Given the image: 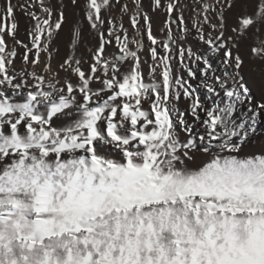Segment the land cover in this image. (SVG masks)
Masks as SVG:
<instances>
[{"label": "rangeland", "instance_id": "374dc122", "mask_svg": "<svg viewBox=\"0 0 264 264\" xmlns=\"http://www.w3.org/2000/svg\"><path fill=\"white\" fill-rule=\"evenodd\" d=\"M244 64L264 0H0V264H264ZM210 114L248 137L216 157Z\"/></svg>", "mask_w": 264, "mask_h": 264}, {"label": "bare ground", "instance_id": "6f19581e", "mask_svg": "<svg viewBox=\"0 0 264 264\" xmlns=\"http://www.w3.org/2000/svg\"><path fill=\"white\" fill-rule=\"evenodd\" d=\"M250 60V59H249ZM252 60V59H251ZM243 68H244V70H243V74H244V78H245V81L249 84V86H251L252 87V89H258V86H259V83H261V79L262 78H264V77H259L258 78V75L256 74V73H254V72H252V71H250L249 70V68L244 64V66H243ZM248 68V69H247ZM67 76V75H66ZM229 80H232L233 81V79H232V77H228V78H226L225 79V81H229ZM184 103V102H183ZM185 104V103H184ZM251 117V116H250ZM76 118V117H75ZM210 119H211V121H212V126H216V128L215 129H217V130H219V133H217L216 135H214V139H213V143L211 144L212 145V147L213 148H215L216 150H218L217 152H213L212 150V154L213 155H216V157L217 156H220V155H222L223 156V154H224V151H222V152H220V145H224V144H230V143H232L233 141H235V140H240V141H242V140H244L245 138H247L248 137V135L246 134L247 133V131H245V130H234V129H232L231 128V122H229V121H223V120H221V119H218V117H213V114H210ZM216 130V131H217ZM185 132V131H184ZM188 135V134H187ZM154 141V140H153ZM192 141V140H191ZM239 142V141H238ZM243 142V141H242ZM189 143V142H188ZM141 151V150H140ZM211 151L209 150L208 152H210L211 153ZM206 154H208V153H206ZM184 155H186V154H184ZM198 155V154H197ZM262 155V154H261ZM189 156V155H188ZM211 156V155H210ZM221 156V157H222ZM263 156V155H262ZM184 157V156H183ZM178 158H180V157H178ZM215 158V157H214ZM191 159V158H190ZM222 159V158H221ZM218 160V159H217ZM180 161H181V158H180ZM183 161V160H182ZM173 162H174V160H173ZM179 162V161H178ZM174 163H176V162H174ZM225 163V162H224ZM251 164H252V162H250ZM250 163H249V165H250ZM179 164H181V163H179ZM179 164L177 163L176 164V166H177V168H178V166H179ZM183 164H184V162H183ZM182 164V165H183ZM246 164V163H245ZM182 165H181V167H182ZM224 165V164H223ZM174 166V165H173ZM186 166V165H185ZM185 166H184V168H185ZM144 167V166H143ZM175 167V166H174ZM180 167V166H179ZM180 167V168H181ZM211 167V166H210ZM135 168V167H134ZM173 168V167H172ZM183 168V167H182ZM181 168V169H182ZM249 168H250V166H249ZM190 169V168H189ZM216 169V168H215ZM213 169V171H214V173L212 174V178H209L208 179V181H206L204 184H205V186H207L208 185V183H210V182H227V181H229V182H231L230 180H233V179H235L237 176H239V175H237L235 172H232V171H228V170H226V171H222V170H219V169ZM250 169H252V168H250ZM172 170V169H171ZM178 170V169H177ZM191 170V169H190ZM207 170V169H206ZM219 170V171H218ZM101 171V170H100ZM180 171V170H179ZM186 171V170H185ZM189 171V170H188ZM181 172V171H180ZM208 172V171H207ZM189 173L191 174V172L189 171ZM238 174H240L239 172H237ZM100 174V173H99ZM164 174V173H163ZM186 174H187V172H186ZM231 174H233V175H231ZM132 175V174H131ZM188 175V174H187ZM102 176V175H101ZM205 176V175H204ZM251 176V175H250ZM104 177V176H103ZM207 177V176H206ZM204 178V177H203ZM203 178H202V180H203ZM206 180V179H205ZM225 180V181H224ZM201 181V180H200ZM202 182V181H201ZM204 182V181H203ZM221 183V184H222ZM228 183V182H227ZM227 183H225V184H227ZM232 183V182H231ZM230 185V184H229ZM161 187V186H160ZM79 188V187H78ZM125 188V187H124ZM207 188V187H206ZM117 192V191H116ZM217 192V191H216ZM253 192V191H252ZM262 192V191H261ZM263 193V192H262ZM143 194V193H142ZM209 194V193H208ZM133 195H135V194H133ZM108 198V197H107ZM133 198V197H132ZM258 200V199H257ZM251 209V208H250ZM258 210V209H257ZM216 219V218H215ZM13 226V225H12ZM219 226V225H218ZM7 230V229H6ZM164 242V241H163ZM84 244V243H83ZM60 248V247H59ZM87 252V251H86ZM168 254V253H167ZM84 259V258H83ZM74 260V259H73ZM196 262V261H195ZM175 264V263H174Z\"/></svg>", "mask_w": 264, "mask_h": 264}]
</instances>
